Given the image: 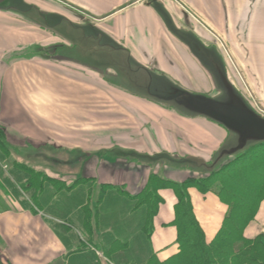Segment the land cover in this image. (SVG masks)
Returning a JSON list of instances; mask_svg holds the SVG:
<instances>
[{"label":"crops","instance_id":"obj_1","mask_svg":"<svg viewBox=\"0 0 264 264\" xmlns=\"http://www.w3.org/2000/svg\"><path fill=\"white\" fill-rule=\"evenodd\" d=\"M81 13L92 16L99 33L119 46L111 53L122 56L123 70L116 65L112 70L128 82H113L94 70L56 60L59 42L67 48L64 52H71L90 40ZM209 30L220 36L243 32L255 42L257 85L244 59L239 65L264 99V0H0V126L8 149L28 156L53 147L67 158L42 162L37 152L36 157L15 160L69 185L87 178L95 185L125 186L132 194L143 189L152 172L183 182L217 170L229 161L226 146L234 131L209 116L182 113L153 98L157 90V98L171 102L166 95L172 88L186 95L206 94L212 81L197 56V40L204 45L202 37ZM44 48L53 59L31 54ZM231 49L238 60L246 55ZM106 85L110 93L104 92ZM102 95L116 98L109 110L94 107ZM36 96L46 97V115ZM67 105L73 110L67 111ZM57 132L66 140L59 141ZM159 155L164 158H153ZM15 166L0 161V264H73L83 239L31 202L20 188L25 179ZM189 193L195 217L211 242L228 206L215 193L196 187ZM159 195L163 202L153 218L148 248L165 260L177 251L173 222L178 199L172 188L159 190ZM262 233L264 202L244 235Z\"/></svg>","mask_w":264,"mask_h":264},{"label":"trees","instance_id":"obj_2","mask_svg":"<svg viewBox=\"0 0 264 264\" xmlns=\"http://www.w3.org/2000/svg\"><path fill=\"white\" fill-rule=\"evenodd\" d=\"M9 151L0 126V157L9 160ZM11 163L21 176L27 174L29 181L27 185L21 183L20 188L28 192L31 202L75 232L77 238H83L82 248L74 251L73 264H264V233L255 238L244 235L264 202V141L199 178L175 182L152 172L136 194L125 186L95 185L87 178H78L69 185L43 173L45 177L37 180L35 169L17 160ZM191 187L204 194L215 193L228 206L223 225L211 242L206 240L193 212ZM165 188H172L177 195L173 224L178 238L177 251L161 260L148 247L153 218L163 202L159 190ZM94 236H98L95 241Z\"/></svg>","mask_w":264,"mask_h":264},{"label":"rangeland","instance_id":"obj_3","mask_svg":"<svg viewBox=\"0 0 264 264\" xmlns=\"http://www.w3.org/2000/svg\"><path fill=\"white\" fill-rule=\"evenodd\" d=\"M149 2H153L155 0H147ZM251 2L256 1V0H249ZM258 1V0H257ZM84 17L82 20V24L88 28V35L91 37L90 40L85 41L78 47H73V51L71 52H64L63 50L67 49L64 48L63 43L58 44V49L62 50H57V55L59 58L56 60L65 62V63H72L74 65H78V67H83L82 69L85 70H94L96 76H108L107 79L111 80L113 82H128L126 78H124V75H121V78H117L115 75L114 71L112 70V66L116 65L118 68L123 70L121 65L123 64L122 61V56H115L111 52L114 51L115 49H119V46H117L109 36L105 37L104 35H101L99 33V27L98 25L94 22V19L92 16L88 14H83L81 13ZM164 17L166 15L162 13ZM197 25L201 26L199 19H197ZM239 27V26H238ZM226 29V26H224ZM174 29V28H173ZM235 31L238 30L236 27L234 28ZM241 29V28H240ZM204 33V32H203ZM179 35H181L178 32ZM243 32H239L238 36L235 35V33L232 34L224 32L223 35H217L213 31L209 30L207 31L205 35V38L202 37L203 44L198 43L197 40V56H199V60H202V63L206 65L209 70V76L211 80V84L207 83V90L203 91L206 94H197L199 97H205L208 99H212L214 101H218L223 104H228L232 101V98H237L240 100L251 112L255 113L261 118H264V99H262L259 96V90L252 85L254 82L257 85L256 82V71L254 68V65L256 64V58L258 56L257 51H254L255 48V42L251 41L248 39L247 35H242ZM103 36V37H102ZM232 46L234 48H238L243 54V57H241L239 60L236 59L233 54H232ZM69 50V49H68ZM66 53V54H65ZM68 53V54H67ZM111 53V54H110ZM31 54L38 55L41 57H47L49 60L53 59L54 57H51L49 49L44 48V51L41 53L38 52H31ZM67 55L68 57H66ZM245 60L246 64L249 67V72L250 70L252 71V77L251 79L253 80L250 81L248 79L247 75L243 73V70L240 68L239 62ZM55 60V59H54ZM127 70V66L125 68ZM105 70V71H104ZM124 72V71H123ZM116 77V80L114 79ZM207 80V79H206ZM252 82V83H251ZM111 88L106 85V89L104 92H111ZM103 92V93H104ZM159 91L154 90L153 91V98L159 100L160 103H164L166 106L174 108L175 110H179L182 113H187L191 114V112L195 111V109L188 108L185 104L189 103V98H191V95H186L184 91H181L180 89L177 88H172L171 90L167 91L168 96L166 95L167 98L171 99V102H167L164 100H161L163 98H157L161 97L158 95ZM165 91H163L164 93ZM112 94V93H111ZM118 96V94H117ZM157 96V97H156ZM37 97V96H36ZM116 98H112L108 95L104 96L102 95L101 101L99 105H95L94 107L97 108L98 110H109L110 107L112 106L113 102L111 100H115ZM40 104H42V111L43 114L46 115L48 107L46 105H49L46 97H37L36 99ZM66 103V101H65ZM192 104L196 105L197 103L193 100ZM198 105V104H197ZM66 109L67 111H72L73 108L71 105H67ZM94 107H91L94 109ZM65 124V123H64ZM68 124L69 128L77 131L80 129V127L75 123H66ZM61 125V123L59 124ZM92 125V124H91ZM95 127L93 130L97 131L98 129L96 128V124H93ZM101 125V124H100ZM106 125L112 126V122H107ZM44 129V128H43ZM48 129V128H47ZM44 129V130H47ZM55 134V132H52ZM59 141L63 142L66 139L63 136L62 132H57L55 135ZM264 140H259L256 138H248L246 139L243 144L240 142V133L238 131L234 130V137L233 140H230L229 143L227 144L226 148H228L231 152L230 156H227L228 159L231 161L233 158H235L238 153L243 151L244 149L248 147L254 146L258 142H263ZM225 148V149H226ZM10 152V159L7 160V158H1V162H7L11 163L13 162L16 158H23L25 159L26 157H36L39 155L37 152L41 153L40 156L42 159V162L48 161L51 158H57L59 161L60 160H65L67 156L65 154H59L56 149L53 147H47L46 149L43 148V150L39 149L35 154H30L27 156L25 154L22 156L21 154H17L14 151H9ZM18 156V157H17ZM26 160V159H25ZM30 160V161H29ZM28 161L32 162V158H30ZM5 162V163H6ZM27 166V165H26ZM34 172L39 173V176H37V180L41 179L42 177L44 178V170L38 171L35 170ZM44 173V174H43ZM22 178L24 180V185H27L28 179H27V174L22 173ZM95 191H97V188L94 187ZM27 195L28 192L26 191ZM36 193H39L37 191ZM38 196V195H37ZM33 200L36 201V198L33 197ZM45 209L42 211L44 212ZM80 236L84 237V233L80 230ZM84 235V236H83ZM83 239V238H82Z\"/></svg>","mask_w":264,"mask_h":264},{"label":"water","instance_id":"obj_4","mask_svg":"<svg viewBox=\"0 0 264 264\" xmlns=\"http://www.w3.org/2000/svg\"><path fill=\"white\" fill-rule=\"evenodd\" d=\"M191 96L189 103L185 104L188 108L215 119L233 131H238L241 144L248 138L264 140V118L251 112L237 98H232L230 103L223 104L205 97ZM193 100L198 105L192 104Z\"/></svg>","mask_w":264,"mask_h":264}]
</instances>
